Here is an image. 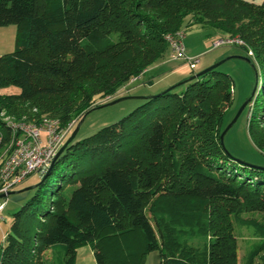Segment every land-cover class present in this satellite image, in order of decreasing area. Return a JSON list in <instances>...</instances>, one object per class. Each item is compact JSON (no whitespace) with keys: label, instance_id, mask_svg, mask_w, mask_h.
Wrapping results in <instances>:
<instances>
[{"label":"trees","instance_id":"obj_1","mask_svg":"<svg viewBox=\"0 0 264 264\" xmlns=\"http://www.w3.org/2000/svg\"><path fill=\"white\" fill-rule=\"evenodd\" d=\"M7 25L16 27V47L0 56V115L45 116L60 126L97 108L96 98L113 100L163 58L165 34L183 25L239 38L263 101L246 133L264 155V0H0V27ZM8 86L18 93L1 92ZM231 97L229 77L214 68L70 142L12 215L0 264H40L54 244L64 246L63 264H74L83 245L95 264H142L137 256L148 252L159 264H237L233 223L242 213L261 216L253 225L262 240L246 264H264V168L236 160L219 140ZM9 136L0 119V144ZM28 214L37 216L30 240L22 229Z\"/></svg>","mask_w":264,"mask_h":264},{"label":"rangeland","instance_id":"obj_2","mask_svg":"<svg viewBox=\"0 0 264 264\" xmlns=\"http://www.w3.org/2000/svg\"><path fill=\"white\" fill-rule=\"evenodd\" d=\"M247 2H251L255 5L261 4L263 0H245ZM180 30L184 31V39L183 45H186L189 42V47L194 51H203L204 52L199 55V57H195L198 59L193 69H189V67L182 60H170L168 51L164 54V60H168L167 69L163 71L162 74H159L157 77L153 78L155 82L169 81L173 80L175 75H172L176 69L184 66L182 70H180V75H184L185 77L179 81H177L174 85L182 82L195 73H198L206 68L214 65L215 63L221 62L215 69L221 73L226 74L230 79V85L232 90L231 103L226 108L220 129H223L227 126L228 123L234 118L237 114L241 105L249 99V103L241 110V112L237 115L235 121L230 126L229 129L224 133L222 138L223 148L226 150L228 154H230L236 160L246 163L250 166L262 167L264 168V155L258 152L253 145L251 144L247 133H246V122L248 120L249 113H259L262 109V96L259 92V83L260 78L257 76V70H254L251 64L245 59L252 60V58H247L245 51L242 48L237 46H220L218 48H212V41L215 39L223 38L222 36L215 35L214 32L199 27V26H184L181 27ZM15 35H16V27L14 25H7L4 27H0V56L4 54H9L14 51L15 45ZM219 57L217 61L211 63V65L202 67L205 62H209L213 60L215 57ZM183 71V72H181ZM256 73V75H255ZM166 78L168 75H170ZM147 76V74H146ZM144 76V77H146ZM177 76V75H176ZM139 78V77H138ZM137 78V79H138ZM176 78V77H175ZM130 80L125 86H123L120 90L117 91L114 99L122 98V97H148L157 95L167 88L154 93L147 95V90L145 89L148 84L143 85L140 79L138 81ZM136 81V82H135ZM134 82V83H133ZM133 83V85H130ZM128 84L130 85L128 87ZM3 93L16 94L18 93V89L15 86H8L1 90ZM152 92V91H151ZM154 92V91H153ZM252 93V94H251ZM110 98H96L94 101V105H97L98 108H95L89 111L87 114L83 116L78 122H76L72 128L68 131L67 135L64 138L63 143L68 139L70 134L74 131L77 126V131L73 137L71 143H75L81 141L82 139L92 135L97 132L99 129L110 125L112 123L117 122L121 118L128 115L132 112L136 107L140 106L143 103V99H125L120 102H117L110 106L102 105L108 103L107 101ZM110 102V101H109ZM254 111H252L253 109ZM44 117V116H41ZM0 119L4 122L6 121H15L12 117H8L4 114L0 115ZM62 143V144H63ZM5 144H0V153L2 152ZM54 172H58L55 170ZM52 173L50 175L51 178H54L56 173ZM44 173L36 172L29 176H27L20 184L13 187L10 191L11 194L6 196L3 199H0V204H3L2 211L0 213L2 225V232H4V239L7 233L10 231V224L13 220V214L17 212L32 196L35 191V186L39 184L42 179ZM71 190V189H70ZM44 203L39 206L38 211H46L48 208V199L51 198L49 193H46L44 196ZM37 216L28 214L24 217V222L22 229L26 228L27 233L26 236L29 238L32 237L33 232L37 226ZM261 216L257 213H242L241 219L236 220L233 223V233L236 237V263L237 264H246L247 256L249 251L252 250V247L257 246V244L262 240L260 235H258L257 225H253V221L260 222ZM140 235V234H139ZM138 234H135L131 237L132 242V250L137 251L140 254L144 246H142V238ZM1 237V236H0ZM3 240L0 238V245L3 243ZM2 241V242H1ZM108 240H103L102 244H107ZM86 248L90 252H92L91 247L89 245H83L78 247L77 249ZM76 249V251H77ZM85 250V249H84ZM76 253V252H75ZM92 254V253H91ZM121 255V252L119 253ZM146 254V253H145ZM137 256V262H141L143 260L144 255ZM260 255L263 253H259ZM142 257V258H141ZM64 258V246L61 244H54L44 250L39 257L37 258L40 264H63ZM93 259V255H92ZM259 261L258 254L254 256L253 262L256 263ZM94 262V259H93ZM75 264V263H74ZM81 264H86L82 262ZM95 264V262H94ZM143 264V262H142Z\"/></svg>","mask_w":264,"mask_h":264},{"label":"built area","instance_id":"obj_3","mask_svg":"<svg viewBox=\"0 0 264 264\" xmlns=\"http://www.w3.org/2000/svg\"><path fill=\"white\" fill-rule=\"evenodd\" d=\"M184 37V31L177 30L165 34L164 42L171 60H182L189 69H193L198 59L185 56ZM225 45L242 47L243 42L237 37H223L212 41V48ZM245 53L247 57H252L249 50ZM5 123L10 127V136L0 155V194L10 192L33 173H44L76 119L64 126H60L56 119L45 116L37 121L20 119ZM2 207L3 204H0V210Z\"/></svg>","mask_w":264,"mask_h":264},{"label":"crops","instance_id":"obj_4","mask_svg":"<svg viewBox=\"0 0 264 264\" xmlns=\"http://www.w3.org/2000/svg\"><path fill=\"white\" fill-rule=\"evenodd\" d=\"M184 46V53L186 57H199V55H201L203 51H194L189 47V42ZM168 51V49H167ZM169 53V51H168ZM164 57V56H163ZM218 57L213 58V60L209 61V62H205V64H203L202 67H206L211 65V63L217 61L218 59H220ZM170 59V58H169ZM166 59L164 60V58L158 60L157 62H155L152 66H150L136 81H138L140 79V81H142L143 85L148 84V86L145 88L147 90V95L150 94H154L157 93L163 89H165L166 87H169L170 85H174L177 81L183 79L185 76L184 75H180V70H182L184 68V66H181L180 68L176 69L175 72L172 73V75H175L173 80H169L163 83V81L160 82H154L152 84V82L154 81L153 78L157 77L159 74H162L163 71L168 70L167 69V65L168 60ZM171 60V59H170ZM183 72V71H181ZM147 74V76H146ZM177 75V76H176ZM146 76V77H144ZM170 75H168L166 78H168ZM135 81V82H136ZM183 81V80H182ZM134 83V82H133ZM133 83H131L130 85H133ZM128 84V87L130 86ZM152 91V92H151ZM154 91V92H153ZM137 97V96H134ZM3 208V207H2ZM2 209L0 210L1 213ZM1 217H0V222H1ZM2 223H0V238L1 240L4 239V232H2V227H1ZM2 242V241H1ZM85 249V250H84ZM92 252H90L88 249L86 248H82V249H77L76 253H75V257H74V263L75 264H81L82 262H85L86 264H94L93 259H92ZM143 264H159V259L158 256L155 252H148L144 255L143 257Z\"/></svg>","mask_w":264,"mask_h":264},{"label":"water","instance_id":"obj_5","mask_svg":"<svg viewBox=\"0 0 264 264\" xmlns=\"http://www.w3.org/2000/svg\"><path fill=\"white\" fill-rule=\"evenodd\" d=\"M246 61H248L247 59H245ZM222 62V61H221ZM221 62H218V63H215L214 65H212V66H210V67H208V68H206L205 70H202V71H200V72H198V73H195L194 75H192L191 77H189L188 79H192V78H195V77H198L199 75H201V74H204L205 72H207V71H209V70H212V69H214V68H216L219 64H221ZM182 82H180V83H178V84H176V85H179V84H181ZM176 85H173V86H171V87H169V88H167L166 90H170V89H172L173 87H175ZM166 90H164V91H166ZM252 94V93H251ZM139 99V100H141V99H145V98H143V97H122V98H116V99H113V100H111L110 102H108V103H106V104H104V105H102L101 107H103V106H110V105H113V104H115V103H117V102H120V101H122V100H125V99ZM249 99H247L242 105H241V107L239 108V110H238V112H237V114L234 116V118L230 121V123H228L227 124V126L223 129V131H221V133L219 134V140H220V144L222 145V138H223V135H224V133L227 131V129H229L230 128V126L233 124V122L235 121V119H236V117H237V115L241 112V110L246 106V103H247V101H248ZM98 108V107H97ZM95 109V108H94ZM93 110V109H92ZM83 118V117H82ZM77 131V126H76V128L74 129V131L70 134V136L68 137V139L59 147V149L57 150V152L55 153V155H54V157L52 158V160H51V162H50V164H49V167L47 168V170L45 171V173L43 174V176H42V179H41V181L39 182V184L44 180V178L49 174V171H50V169H51V167H52V165H53V163H54V161L57 159V157L62 153V151L64 150V148L73 140V137H74V135H75V132ZM223 146V145H222ZM9 194H11L10 192H8V193H6V194H0V199H3V198H5L6 196H8Z\"/></svg>","mask_w":264,"mask_h":264}]
</instances>
